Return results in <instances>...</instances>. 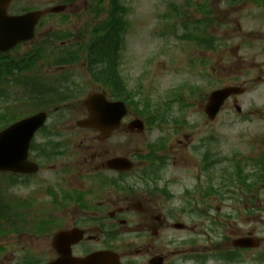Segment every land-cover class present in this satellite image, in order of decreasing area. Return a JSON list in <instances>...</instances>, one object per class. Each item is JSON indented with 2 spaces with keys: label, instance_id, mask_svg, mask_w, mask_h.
Listing matches in <instances>:
<instances>
[{
  "label": "rangeland",
  "instance_id": "rangeland-1",
  "mask_svg": "<svg viewBox=\"0 0 264 264\" xmlns=\"http://www.w3.org/2000/svg\"><path fill=\"white\" fill-rule=\"evenodd\" d=\"M123 1L131 11L130 27L122 52L130 86L140 88L146 98L160 105L169 102L173 92H180L182 95L177 103L172 104L169 118L178 116L188 125L178 128L171 122L154 129L152 133L145 132L141 138L133 139L125 152H135L139 146L158 142L162 137L167 141V152L177 163L175 172L181 174L183 183L194 182V187L207 185L206 176L200 171L202 156L208 154L225 159L216 167L217 173L222 176L224 169L235 166L233 159L248 160L256 156L257 151L263 152L264 7L249 2L234 5L232 0H210L211 29L221 47L214 54L201 53L176 37L182 33L183 24L191 27L194 20L203 14L194 13L187 0ZM191 1L194 3V0ZM175 8L179 12H175ZM83 23L80 16L74 15L65 27L75 33V30L78 32L84 28ZM45 35V32L38 33L36 41L18 49L10 57L34 50L46 38ZM192 61L194 65L196 63L195 68L191 67ZM203 61L206 62L205 67L200 64ZM206 70L213 75L212 78L205 76ZM200 78L201 84H198ZM234 85H246V94L231 99L218 118L209 121L205 115L207 100L193 93L194 88L200 87L207 96L215 88ZM21 86L13 82L7 86L8 92L3 94L8 98L0 100V113L12 111L19 117L31 115L33 99L29 100L28 89ZM91 93L94 91L90 88L86 94L79 96L80 100H76L75 105L69 107L73 113L71 117L85 115L82 102ZM237 106L242 108L241 113H238ZM48 173H43L41 177ZM8 178L6 175L0 177V195L9 204L14 205L29 194L34 196L36 205L48 201L44 183L33 179V184L26 187L12 183ZM51 211L48 207L44 209L45 213ZM197 223L202 224L201 221H194V225ZM245 224L250 230L255 226L249 219ZM196 239L204 241L201 237ZM17 242V238L13 239V245L8 247L19 250ZM203 244L200 247L206 249Z\"/></svg>",
  "mask_w": 264,
  "mask_h": 264
},
{
  "label": "flooded vegetation",
  "instance_id": "flooded-vegetation-1",
  "mask_svg": "<svg viewBox=\"0 0 264 264\" xmlns=\"http://www.w3.org/2000/svg\"><path fill=\"white\" fill-rule=\"evenodd\" d=\"M49 92H65V89ZM87 133L92 135H85L80 144L74 143L84 151L72 154L71 157L78 158L71 163L65 151L70 145L66 136H39L34 146L38 161L42 160V147L52 152V160L62 158L64 167L57 165L65 170L67 189L73 193V202L67 201L63 210L65 214L58 216L64 231H72L61 243L64 250L71 249L75 258L110 253L120 264H194V187L190 195V215L178 210L182 202L179 189L171 186L176 197L167 199L170 196L166 189V176L161 169L158 175L147 178L148 183L143 190L120 192L119 172L107 167L112 156L107 159L104 155V152L118 149L119 136L102 140L98 131L88 130ZM76 192L84 193L86 198L82 199ZM54 216L46 218L57 220ZM29 218L27 221L32 223L45 219ZM55 236L56 232L20 234V239L25 240L23 251H29V254L19 259L12 256L9 262L1 264H48L57 261L60 254L54 243ZM259 242L254 259L248 257L247 250L241 249L233 264H248V261L264 264V238Z\"/></svg>",
  "mask_w": 264,
  "mask_h": 264
},
{
  "label": "water",
  "instance_id": "water-1",
  "mask_svg": "<svg viewBox=\"0 0 264 264\" xmlns=\"http://www.w3.org/2000/svg\"><path fill=\"white\" fill-rule=\"evenodd\" d=\"M16 21L12 22L14 25ZM34 22L30 23L29 30L0 31V52L7 51L21 41H27L34 36ZM237 89H226L215 93L212 97V105L208 112L211 116L216 113L222 102ZM45 119L44 114L37 115L31 119L22 121L10 127L0 134V170L2 171H28L27 167L20 165L25 163L28 155L29 144L34 133L42 126ZM86 123L95 126V118Z\"/></svg>",
  "mask_w": 264,
  "mask_h": 264
},
{
  "label": "trees",
  "instance_id": "trees-1",
  "mask_svg": "<svg viewBox=\"0 0 264 264\" xmlns=\"http://www.w3.org/2000/svg\"><path fill=\"white\" fill-rule=\"evenodd\" d=\"M255 3H260V2H264V0H253ZM105 46H101V47H99L98 48V50H97V52H98V54H103V52L105 51ZM1 80H2V77H0V82H1ZM1 127V126H0ZM4 215H8V214H6V213H4V212H0V216H4Z\"/></svg>",
  "mask_w": 264,
  "mask_h": 264
}]
</instances>
